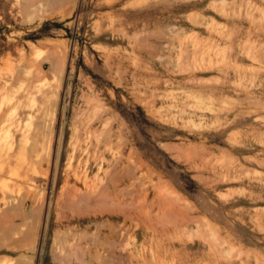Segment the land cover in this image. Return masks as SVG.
Wrapping results in <instances>:
<instances>
[{"label": "rangeland", "instance_id": "rangeland-1", "mask_svg": "<svg viewBox=\"0 0 264 264\" xmlns=\"http://www.w3.org/2000/svg\"><path fill=\"white\" fill-rule=\"evenodd\" d=\"M0 264H264V0H0Z\"/></svg>", "mask_w": 264, "mask_h": 264}]
</instances>
